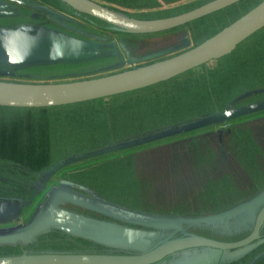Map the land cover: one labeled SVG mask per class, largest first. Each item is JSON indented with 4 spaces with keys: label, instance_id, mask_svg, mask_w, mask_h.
<instances>
[{
    "label": "rangeland",
    "instance_id": "obj_1",
    "mask_svg": "<svg viewBox=\"0 0 264 264\" xmlns=\"http://www.w3.org/2000/svg\"><path fill=\"white\" fill-rule=\"evenodd\" d=\"M35 1L41 2L40 7L43 3L72 18L84 19L72 12L61 0H46L47 3L43 0ZM100 1L125 15L148 19L176 15L211 0ZM260 1L242 2L180 26L181 28L148 37L159 36L163 41H170L173 36L180 35V41L188 39L186 46L175 50L178 53L211 37L212 33L235 21ZM0 3L4 1L0 0ZM27 10L34 11L32 7ZM13 11L17 13V9ZM0 18L6 17L1 15ZM89 19L92 23L84 21L90 31L121 37L120 32L108 30L103 22L97 20L99 23L96 24L95 19ZM38 22H43L45 27L66 31L65 26L57 25L53 20L39 19ZM11 25L7 24L9 27ZM49 39L50 36L45 32L43 42L48 43ZM40 56L45 54L41 53ZM22 60L18 59L19 63ZM23 66L26 67L14 70L16 75L0 79L50 83L84 78L72 77L64 66ZM26 72L41 75L31 78L23 75ZM22 77L24 79H20ZM246 89H251L249 92L253 94L242 95V91ZM263 89L264 28L240 43L229 55L170 80L91 101L45 108L0 109V122H8L14 118L13 123L8 125V134L22 143L26 158L46 155L49 162L38 171L44 173L73 156L181 126L227 109H240L246 102L264 101ZM249 106L251 105L244 107ZM210 133L212 136L208 135ZM181 141L182 143H162L155 146L163 145L161 149H142L138 155L94 157L75 162L53 173L46 183V192L57 185L60 179L67 177L69 181L93 187L115 204L171 218H198L217 214L264 192V112L257 117L248 116L238 121L225 120L192 135L183 136ZM110 158L113 162H108ZM104 159L108 160L103 161ZM9 171L1 167L0 176H10L13 183L16 179L28 182L35 173L29 171L30 174L24 175L23 169L18 167L8 175ZM12 185L0 181V190H10ZM46 199V194L40 199L36 198L31 206L24 208L25 217L23 214L15 223L26 222L36 207ZM63 206L96 217L95 213L75 204L67 202ZM176 229L175 233L168 232L167 235L177 237L185 232H194L208 236L210 232L199 231L192 226ZM74 240H56L43 236L34 243L0 245L4 247L3 250L0 249V255H13L14 250L18 253L82 252L86 251L83 248L91 245Z\"/></svg>",
    "mask_w": 264,
    "mask_h": 264
},
{
    "label": "water",
    "instance_id": "obj_2",
    "mask_svg": "<svg viewBox=\"0 0 264 264\" xmlns=\"http://www.w3.org/2000/svg\"><path fill=\"white\" fill-rule=\"evenodd\" d=\"M3 1L4 3H0V17L2 15L6 18H0V55L5 58L3 60L5 63L0 66V77L16 75L17 72L14 70L18 67H26L23 65L31 68L37 65L66 67V64H68L66 70L71 72L72 77H84L67 82L50 83L0 79V106L5 107L60 106L107 98L149 87L230 54L240 43L264 28V0H261L216 34L189 49L175 53V50L186 46L188 41L186 37L185 42L180 41L178 35L173 36L170 41H163L164 39L161 40L159 36L139 38L142 45L147 48L134 50L133 37H129L133 34H155L184 26L242 0H211L176 15L148 19L125 15L94 0H61L76 15L80 16V13L86 15V19L83 20L72 18L43 3L40 7L41 2L35 0ZM31 7L34 11L27 10ZM13 9H17V13ZM32 12L33 15H30ZM89 16L105 23L108 30L120 32L121 37L115 38L90 31L84 21L88 20ZM39 19L53 20V23L65 26L66 31L45 27L42 25L43 22H38ZM89 21L92 23L91 20ZM7 24L12 25L9 27ZM45 32L50 36L48 43L43 42ZM57 39L59 42H56ZM159 40L161 41L158 44ZM168 43L169 45H164ZM41 53L45 56H40ZM21 58L23 60L19 63L18 59ZM78 63L88 67L77 69L74 66ZM23 75L34 78L41 74L26 72ZM261 110H264V102L236 110L227 109L181 126L64 159L52 170L44 172L43 179L29 200L0 199V223L12 222L6 227H0L1 246L32 243L38 240L36 236L54 229L101 240L124 239L128 240L127 244L123 243L125 246L135 247L148 236L145 231L67 209L63 206L67 202L113 219L172 233L181 226L182 229L185 225L197 228V223L229 217L245 208L253 207L250 215L253 224L246 236L234 240H222L199 233L185 232L177 237L167 235L162 240L160 237L157 244L141 248L140 252L136 253L22 252L0 255V264H155L169 255L191 248L209 247L222 252L253 243L259 238L264 226V192L217 214L198 218H171L136 211L108 201L99 195L84 194L74 189L76 183L60 179L57 185L46 192L47 199L36 207L33 215L27 218L26 222L18 224L15 222L24 214V208L33 202L37 192L46 186L53 173L70 164L209 127ZM262 256L264 251L249 264L256 263Z\"/></svg>",
    "mask_w": 264,
    "mask_h": 264
},
{
    "label": "trees",
    "instance_id": "obj_3",
    "mask_svg": "<svg viewBox=\"0 0 264 264\" xmlns=\"http://www.w3.org/2000/svg\"><path fill=\"white\" fill-rule=\"evenodd\" d=\"M246 1H249V0H242L238 3H235L234 5L227 7L224 10H227V9H229V8L239 4V3L246 2ZM44 2L47 3L46 0ZM189 9H192V8H189ZM189 9H187V10H189ZM71 11L74 12L73 10H71ZM81 15L82 14L80 13V16ZM83 16L85 18L86 15L83 14ZM89 18H90V16L87 17L88 20H90ZM188 24H191V23H188ZM188 24H186V25H188ZM186 25H184V26H186ZM227 25L228 24H225L224 26H222V28H224ZM178 28H181V27H178ZM222 28H220L218 31H220ZM217 32H214L211 35H214ZM133 35H136L139 37H148V36H151L152 34H133ZM206 65H208V63L204 64L202 66H206ZM205 73H207V72H205ZM249 90H251V89H248V90L246 89L245 91H242V95L253 94V93L249 92ZM263 102L264 101L249 102V103L241 105V107H244L246 105H257V104H260ZM9 108H18V107L0 106V109H3V110L9 109ZM262 112H264V110L258 111L256 113L246 114L244 116L234 118L233 120L238 121V120H241L244 118L246 119L248 116L249 117H257ZM13 119L8 121V122H5L7 120L0 122V168L5 167V168L9 169L10 171H9L8 175L11 173H14L13 170L15 169V167L22 168L23 171L25 172L24 175L30 174L29 171L35 172V173L32 175L31 180L28 182H26L24 180L16 179L13 183V181L10 179V176H6V177H4L3 175L0 176V181L8 183V184H13L11 186V188H9L10 190H7V189L5 191L0 190V198L1 199H8V200H16V201H27L33 196V194L36 191L37 185L41 182V180L43 179V177L45 175L44 173H41V172L39 173L38 171L49 162L48 161L49 159H46V155L35 156L34 158H26L25 157L26 152L22 146V143L19 142L18 140H16L13 135L8 134L9 131L7 130V128H8L9 124L13 123L12 122ZM254 119H256V118H254ZM204 128H207V127H204ZM204 128L194 130V131H190V132H186V133H183L180 135L162 138V139H159V140H156L153 142H149V143H146L143 145H139V146L131 147L128 149H123V150H119L116 152H112L110 154L126 155V154H136L138 152H141L142 149L156 150L159 148H156L155 146L164 142V141L174 140V141L167 142V144L173 143V142H175V140H176V142H179V141L181 142V138L183 136L192 135L194 133H197L198 131H202ZM208 135L212 136L211 133ZM107 156L109 157L110 155L105 154V155L99 156L97 158H104ZM106 160L107 159H104L103 161H106ZM27 168H30L32 170L28 171ZM45 187H43V189H41L37 192V194L35 195V197L33 199V202L36 198H38V195L41 192L46 190ZM97 195L106 199V197L103 195L96 193V196ZM33 202H31L27 206H31ZM27 206H26V209L28 208ZM252 209H253V207L245 208V209L239 211L238 213H235L229 217L220 218V219H213V220H209L207 222H201V224L197 223L198 225L196 227L199 231L209 230L210 232L208 233V236L213 237V238L222 239V240L238 239V238H241V237L247 235L250 232V229H251L252 224H253L250 221V215L252 213ZM223 211H225V210H223ZM25 215L26 214L24 213V217H25ZM104 217H105L104 220H107V221H110L113 223H118V224L120 223L121 225H126V226H129L132 228H136V229H139L143 232L145 231L146 233H148V236L143 238V239L141 238L142 241L139 242L138 243L139 245L136 247L133 245L125 246L124 244H127L128 240H124V239L101 240V239H95V238H88V237H84V236H81L78 234L64 232V231L57 230V229H54L48 233H43V234L36 236V237L39 239V238H42L43 236H49L50 238L56 239V240H60L61 238H63V239L64 238L75 239L74 241L77 240L76 242L91 243V245L88 248H83V249H86V252H90V251L97 249V251L103 252V253L124 254V253L140 252L141 248L153 246L159 242L158 239L160 237H161L160 238L161 240L165 239L167 236V233H168L167 231L159 230V229H156L153 227H148V226H144V225H140V224H136V223H129V222L121 221L118 219H113V218L107 217V216H104ZM20 218L21 217H19L18 220H20ZM158 231L160 233H158ZM260 234H261L260 237L257 240H255L253 243L246 245V246L239 248V249L226 250V251L221 252V251H218L216 249L209 248V247L191 248V249L184 250L182 252H178V253H174L172 255H169L164 260H162L158 263H155V264H242L244 261L248 262L255 254H257L258 252H260L264 249V226H263ZM34 242L35 241H33L32 243H34ZM3 248L4 247H0V249H2V250H3ZM15 252H16V250H14L13 254H15ZM82 252H85V251H82ZM16 253L20 254L21 252L20 253L16 252ZM260 263H262V264L264 263V257L260 260L259 264Z\"/></svg>",
    "mask_w": 264,
    "mask_h": 264
},
{
    "label": "flooded vegetation",
    "instance_id": "obj_4",
    "mask_svg": "<svg viewBox=\"0 0 264 264\" xmlns=\"http://www.w3.org/2000/svg\"><path fill=\"white\" fill-rule=\"evenodd\" d=\"M43 1H45V0H43ZM94 1H96V2H98V3H100V4H102V5H105V6H107V7H109V8H113V7H111V6H109V5H107V4H104L103 2H101L100 0H94ZM69 7V6H68ZM116 9V8H115ZM75 13V12H74ZM215 13V12H214ZM213 14V13H212ZM210 15V14H209ZM80 17H84L83 16V14L80 16ZM92 20L93 19H95V21L97 22L96 24H98L99 23V21H97V19L96 18H93V17H90ZM95 21H93V22H95ZM195 21V20H194ZM193 22V21H192ZM191 23V22H190ZM236 96V95H235ZM246 103H249V102H246ZM245 103V104H246ZM206 136H208V135H206ZM170 141H174V140H170ZM170 141H164V142H162V143H165V144H163V145H167V142H170ZM162 143H160V144H162ZM176 143H182V141L180 142H176V140H175V142H173V144H176ZM163 145H160V146H158V147H156V148H159V149H161L162 147H163ZM183 151H184V149H183ZM109 157H111V156H114L113 154H110L109 153ZM123 155V154H122ZM135 155H138V153H136ZM139 156H143V155H139ZM97 158V157H96ZM115 158V157H114ZM111 159L112 158H110V161H108V162H113V161H111ZM115 159H117V158H115ZM108 160V159H107ZM115 161V160H114ZM107 163V162H106ZM66 179H68L67 177H66ZM65 179V180H66ZM70 179V178H69ZM71 180V179H70ZM72 182H75L76 184H77V186L76 187H74V189H76V190H79V191H81L82 193H84V194H88V195H96V193L97 194H100L98 191H96V190H94L93 189V187H90V186H84V185H81L79 182H76V181H73V180H71ZM46 194V190L45 191H43V192H41L39 195H38V198L40 199V198H42L44 195ZM101 195V194H100ZM106 200H108V201H110L109 199H107L106 198ZM113 201V200H112ZM187 202H190V201H187ZM81 208V207H80ZM83 209V208H82ZM84 210V209H83ZM88 211V210H87ZM89 212H91V211H89ZM94 213V212H93ZM96 214V218H101V219H104L105 217L103 216V215H100V214H97V213H95ZM109 219V218H108ZM18 221V220H17ZM12 224V222H9V223H7V224H0V227H2V226H7V225H9V224ZM261 235V234H260ZM260 235H259V237H260ZM246 236V235H245ZM244 237V236H243ZM264 251V249L262 250V251H260V252H258L257 254H255L248 262H243L242 264H249L258 254H260V253H262ZM86 252V251H85ZM90 252H94V253H103V252H99V251H97V249H95V250H93V251H90ZM107 254H118V253H107ZM125 254V253H124ZM264 256H262L256 263H254V264H259V262H260V260L263 258ZM260 264H262V263H260ZM264 264V263H263Z\"/></svg>",
    "mask_w": 264,
    "mask_h": 264
},
{
    "label": "crops",
    "instance_id": "obj_5",
    "mask_svg": "<svg viewBox=\"0 0 264 264\" xmlns=\"http://www.w3.org/2000/svg\"><path fill=\"white\" fill-rule=\"evenodd\" d=\"M129 37H133L132 45L134 46V50H143V49L147 48V46H144V44L142 45V42H140V40H139V38H143L144 39L145 37H139V36H136V35H132V36H129ZM4 59L5 58L2 55H0V66H2L5 63V62H3ZM67 65L68 64H66V68L68 67ZM74 67L77 68V69H81L83 67H85V68L88 67V65L86 66L85 64L78 63Z\"/></svg>",
    "mask_w": 264,
    "mask_h": 264
}]
</instances>
